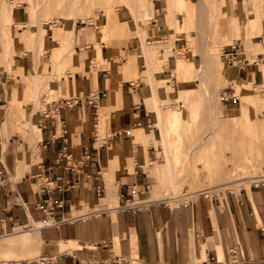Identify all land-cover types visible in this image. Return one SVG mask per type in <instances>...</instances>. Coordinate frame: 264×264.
<instances>
[{
	"label": "crops",
	"instance_id": "obj_1",
	"mask_svg": "<svg viewBox=\"0 0 264 264\" xmlns=\"http://www.w3.org/2000/svg\"><path fill=\"white\" fill-rule=\"evenodd\" d=\"M166 1L152 0L160 17L147 31L174 32L161 17ZM18 7L12 22L0 21V264H234L233 246L241 264H264V184L202 191L175 206L142 195L154 146L135 142L134 131L151 134L157 113L146 69L131 60L141 56L139 37L105 39L93 23H62L74 37L69 70L53 74L57 98L35 111L28 102L52 76L46 61L58 42L44 29L43 49L31 42L15 24ZM116 18L130 25L132 14L123 5ZM262 35L264 26L252 39ZM37 49L48 50L45 61ZM136 198L140 206H127Z\"/></svg>",
	"mask_w": 264,
	"mask_h": 264
},
{
	"label": "rangeland",
	"instance_id": "obj_2",
	"mask_svg": "<svg viewBox=\"0 0 264 264\" xmlns=\"http://www.w3.org/2000/svg\"><path fill=\"white\" fill-rule=\"evenodd\" d=\"M85 1L72 0V8L66 16L60 15L59 11H46V14L40 8L30 11L29 4L24 2L18 7L21 23L15 24L19 28L25 27L23 30L25 33L27 31L28 39L41 49L46 37L42 29L47 35L52 33L53 37L65 22L73 23L76 29L93 23L103 32L105 39H122L126 42L134 36L139 37L141 56H132L131 60L133 63L136 58L141 60L140 65L144 68L139 69H146V80L151 71L149 98L154 95L155 102L149 100L148 109H154L157 113L151 134L146 136L141 129L134 131L135 142L145 147L150 144L154 146V156L146 162L149 164L146 167L149 184L141 190L144 198L164 200L175 206L190 200L186 199L190 194L196 195L202 191L230 185L248 187L251 184H264L263 132L256 131V122L264 120V106L254 108L250 105V101L264 105V61L260 60L261 55L264 57V42L257 45L251 43L264 40L263 35L252 39L263 27L257 15L261 12L264 19V0H207L204 4L205 15L198 14L200 17L194 5L197 0H167L164 15L168 18L161 17L168 26H172L168 21L172 22L175 30L155 33L147 31L151 26L149 19L160 17L152 0H91L83 5ZM6 4L7 1L0 4L3 7L0 21L10 23L12 9L6 10ZM123 5L132 14V19L128 20L130 25L120 23L116 18L117 9ZM249 5L253 13L241 16L240 8L246 12ZM177 18L179 24L176 30L174 19ZM184 20L187 32L183 29ZM112 22L116 24L111 25ZM32 30H36V34L41 33L40 40L35 38ZM72 41L55 60L51 59L52 56L47 59L48 50H34L40 60L38 62L47 59L46 63L53 65L49 70L52 76L40 80L35 97L28 102L34 104L35 111H43L46 102H55L56 91L49 89V82L54 79L53 74L59 78L69 70L67 63L73 52ZM235 42L241 46V61L227 63L225 51ZM55 45L52 42V46ZM32 48L30 45L26 49ZM14 53L5 56L8 61ZM199 64L204 66L201 71ZM239 66L244 68L246 76L243 80L235 75ZM203 68L209 70L208 77L202 72ZM35 73L34 83L37 85L40 74L37 69ZM230 77L232 80H228ZM211 108L215 112L213 117L208 113L212 111ZM99 116L102 117V108L99 109ZM210 120L213 126L217 125L214 130L209 127ZM201 138L204 139L199 145ZM167 157L175 177L173 184L167 177ZM196 174H199V179L194 178ZM135 202L138 203L139 198Z\"/></svg>",
	"mask_w": 264,
	"mask_h": 264
},
{
	"label": "bare ground",
	"instance_id": "obj_3",
	"mask_svg": "<svg viewBox=\"0 0 264 264\" xmlns=\"http://www.w3.org/2000/svg\"><path fill=\"white\" fill-rule=\"evenodd\" d=\"M89 1H91V0H86L85 2H84V4L83 5H85L86 4V2H89ZM24 2H27L28 4H29V9H30V11L32 10H35V8H40L42 11H45V13L47 14V12H53V11H59L60 13V15H62V16H66V15H68L67 14V12L72 8V0H7V3L8 4H6L5 6H4V8L6 9V10H11V9H13L14 7H17V6H20V4H24ZM205 2H207V0H197V1H195V3H194V5L197 7V16H199L200 14L201 15H205V13H203V12H205V10H204V7H205ZM252 3V2H251ZM250 4V3H249ZM1 8H3V7H1V5H0V10H1ZM76 8V7H75ZM47 11V12H46ZM228 11V10H227ZM56 12V13H57ZM49 13V14H50ZM54 13V12H53ZM70 13V12H69ZM245 13H249V14H251V13H253L252 12V10H251V5H249V7H248V11H246ZM48 14V15H49ZM199 14V15H198ZM258 16V18H259V20H260V22H262V26H264V24H263V20H262V14H261V12H259V14L257 15ZM135 17V16H134ZM200 17V16H199ZM109 20V19H108ZM134 26L136 27V30L138 31V26H137V23H136V21L134 20ZM201 30V29H200ZM202 31V30H201ZM204 31H206V30H204ZM139 32V31H138ZM36 37L35 38H37V39H39L40 40V38H41V33L39 32V33H37L36 35H35ZM198 36H199V34H198ZM197 36V37H198ZM53 37H54V39L58 42V46L56 47V48H54V50H53V54L51 55L52 56V58L51 59H53V60H55L56 58H57V56L59 55V54H62L64 51H65V49L68 47V45L71 43V40H73V35H72V32H71V29H69V28H66L65 29V31L64 32H61L59 29H58V31L57 32H55L54 34H53ZM200 37H202V36H200ZM204 37V36H203ZM199 42V41H198ZM50 56V57H51ZM57 61V60H56ZM60 61V60H59ZM211 61V60H210ZM246 61H248V60H246ZM200 62V61H199ZM54 63V62H53ZM55 64V63H54ZM247 64H249L248 62H247ZM49 65V64H48ZM51 66H53L52 64H50V67ZM201 67H204L203 65H201V64H199V66H198V68L200 69V71H201ZM198 69V70H199ZM205 72V74L207 75V77L210 75L209 73V70H204V68H203V70H202V72ZM136 74V73H135ZM236 75V74H235ZM234 75V76H235ZM233 76V75H232ZM152 74H151V71L149 72V75H148V77H147V81L149 82V84L151 85V82H152ZM223 77L225 78V77H227V76H224L223 75ZM228 80H232V77H230V79L228 78ZM152 89V88H151ZM207 90V89H206ZM206 92V91H205ZM150 101L151 102H155L154 101V95H152V97H150ZM250 105L252 106V107H254V108H256L257 106H264L263 104L262 105H260L258 102H256V101H250ZM212 109V108H211ZM209 113V115H211V117H213V114L215 113H213V109H212V111H209L208 112ZM101 117V116H100ZM209 127H211L213 130L215 129V127H217V125H215L214 124V126H213V122L210 120V123H209ZM238 126V125H237ZM214 127V128H213ZM36 130V129H35ZM213 130H211V131H213ZM39 131V130H38ZM210 131V132H211ZM256 131H262L263 132V134H262V141L264 142V120L263 121H257L256 122ZM255 131V132H256ZM209 132V133H210ZM212 133V132H211ZM37 134H38V132H37ZM39 136V135H38ZM255 136V135H254ZM203 139L204 138H201V140L199 141V145L201 144V142L203 141ZM263 145V144H262ZM197 146H198V144H197ZM238 162H241V161H239L238 160ZM240 166V165H239ZM155 167V166H154ZM165 167H166V171H167V177H168V181L170 182V183H172L173 184V181H174V179H175V177L173 178V174H172V171L170 170L171 168H170V163H169V158L167 157V159H166V161H165ZM157 168V167H156ZM153 170V169H152ZM151 170V171H152ZM177 170V169H176ZM197 171V170H196ZM231 171H233V168L231 169ZM155 172H156V170H155ZM194 173H195V171H194ZM176 176V175H175ZM194 176V178H197V179H199L200 178V176H199V174H196V175H193ZM264 176V175H263ZM262 176V178H264ZM203 190V189H202ZM194 194H190L189 196H193ZM46 222V221H45ZM39 224H41V223H39Z\"/></svg>",
	"mask_w": 264,
	"mask_h": 264
},
{
	"label": "built area",
	"instance_id": "obj_4",
	"mask_svg": "<svg viewBox=\"0 0 264 264\" xmlns=\"http://www.w3.org/2000/svg\"><path fill=\"white\" fill-rule=\"evenodd\" d=\"M241 46L240 43L235 42L234 44L230 45V47L228 48L227 51H225L224 54V59L227 61V63H238L241 60L239 59V56L241 54ZM261 61H264V57L261 55L260 58ZM264 177V176H263ZM142 203H136L134 201L128 202L127 206L129 207H138L140 206ZM230 253H231V262L234 264H241V259L239 257L238 251L236 249V247H232L230 249Z\"/></svg>",
	"mask_w": 264,
	"mask_h": 264
}]
</instances>
